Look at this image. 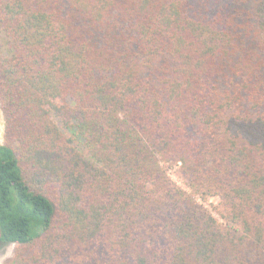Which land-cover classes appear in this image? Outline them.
<instances>
[{"label":"trees","instance_id":"trees-1","mask_svg":"<svg viewBox=\"0 0 264 264\" xmlns=\"http://www.w3.org/2000/svg\"><path fill=\"white\" fill-rule=\"evenodd\" d=\"M0 111L14 264H264V0H0Z\"/></svg>","mask_w":264,"mask_h":264},{"label":"rangeland","instance_id":"rangeland-1","mask_svg":"<svg viewBox=\"0 0 264 264\" xmlns=\"http://www.w3.org/2000/svg\"><path fill=\"white\" fill-rule=\"evenodd\" d=\"M5 117L0 111V144L5 142ZM179 164L162 162L161 167L166 171L169 178L180 188L191 194L194 200L205 208L212 216H214L223 226L228 224L221 218L219 214L220 200L217 197L202 199L199 195L193 194L179 172ZM15 245H7L0 247V264H14Z\"/></svg>","mask_w":264,"mask_h":264}]
</instances>
